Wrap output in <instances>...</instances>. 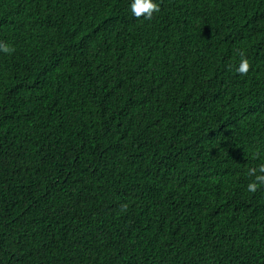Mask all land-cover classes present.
<instances>
[{
  "label": "trees",
  "instance_id": "16d2710c",
  "mask_svg": "<svg viewBox=\"0 0 264 264\" xmlns=\"http://www.w3.org/2000/svg\"><path fill=\"white\" fill-rule=\"evenodd\" d=\"M131 2L0 0V264H264V0Z\"/></svg>",
  "mask_w": 264,
  "mask_h": 264
},
{
  "label": "clouds",
  "instance_id": "9594fccd",
  "mask_svg": "<svg viewBox=\"0 0 264 264\" xmlns=\"http://www.w3.org/2000/svg\"><path fill=\"white\" fill-rule=\"evenodd\" d=\"M159 5L155 0H132L130 4V11L136 18H143L144 20H151L155 13L159 12ZM14 51L7 43L0 41V53L10 54ZM241 59L235 71L240 75H245L249 71V62L244 58L243 53H240ZM254 176L253 182L247 186L248 191L255 192L257 185H264V166L259 167L258 170L251 173Z\"/></svg>",
  "mask_w": 264,
  "mask_h": 264
}]
</instances>
